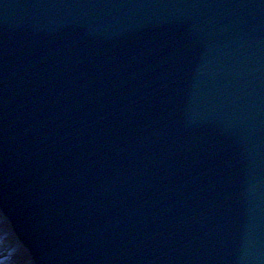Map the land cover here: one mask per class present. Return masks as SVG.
<instances>
[{"label":"water","instance_id":"obj_1","mask_svg":"<svg viewBox=\"0 0 264 264\" xmlns=\"http://www.w3.org/2000/svg\"><path fill=\"white\" fill-rule=\"evenodd\" d=\"M0 211L35 264H264V0H0Z\"/></svg>","mask_w":264,"mask_h":264},{"label":"bare ground","instance_id":"obj_2","mask_svg":"<svg viewBox=\"0 0 264 264\" xmlns=\"http://www.w3.org/2000/svg\"><path fill=\"white\" fill-rule=\"evenodd\" d=\"M0 264H35L26 247L16 238L13 227L0 211Z\"/></svg>","mask_w":264,"mask_h":264}]
</instances>
